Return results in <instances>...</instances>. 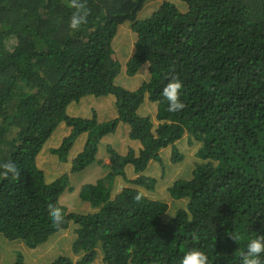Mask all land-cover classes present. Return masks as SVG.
<instances>
[{
  "label": "trees",
  "instance_id": "1",
  "mask_svg": "<svg viewBox=\"0 0 264 264\" xmlns=\"http://www.w3.org/2000/svg\"><path fill=\"white\" fill-rule=\"evenodd\" d=\"M150 1L155 11L142 17ZM78 2L88 20L72 29V0H0V173L6 163L19 172L0 175V234L14 241L12 264H181L190 250L207 264H243L247 244L264 235V0ZM121 74L144 79L130 91L117 84ZM172 77L182 83L178 111L162 95ZM109 95L117 116L101 120L106 109L94 100ZM155 108L157 125L147 114ZM64 128V138H53ZM118 129L125 145L105 140ZM187 143L200 145L201 162L167 188L183 200L173 210L152 196L150 171L182 160ZM45 147L58 157L51 170L70 171L41 169ZM94 165L103 168L98 177L71 184ZM118 178L127 186L114 194ZM70 227L73 241L56 242L51 262L35 257L33 249Z\"/></svg>",
  "mask_w": 264,
  "mask_h": 264
},
{
  "label": "rangeland",
  "instance_id": "2",
  "mask_svg": "<svg viewBox=\"0 0 264 264\" xmlns=\"http://www.w3.org/2000/svg\"><path fill=\"white\" fill-rule=\"evenodd\" d=\"M146 9H142L141 14L142 17L145 15L146 10H148V12L150 11L153 12L155 11V7H154V3L152 1L148 2L146 4ZM121 37L124 36H128L130 38V48L133 47V42H134V35H132V31L130 29V26H122L121 27ZM133 40V42H132ZM128 58V57H127ZM125 69V68H124ZM142 79H144L143 74L140 75H136L135 77H129L126 78L125 74H121L117 77L116 82L118 85L123 86L124 88H126L127 90L133 91L136 90L137 88H139L142 84ZM96 98V97H94ZM110 98H114L111 95H109L108 97H100L99 99H95L94 101L96 102V108L99 109L104 108L105 107V113L102 110L101 112H99V117L101 120H109L111 118H115L117 116V111L114 105V102L112 101L111 103L109 102ZM153 108V107H152ZM83 111L85 112L84 115H88L89 113H87L89 111V109L87 108H83ZM156 111L157 109L155 108L153 111L152 110H148L147 114H152L153 115V121L155 122V124L157 125L158 122L156 121ZM140 114L142 116H146L147 114L144 112V109H142L140 111ZM109 116V117H107ZM126 126V125H124ZM70 132L69 129H63L61 132H59V134H56L53 138L57 137L58 139L64 138L65 135H67ZM122 132L124 133V131H122L121 129H118L117 132L114 135H107L106 137V141L107 142H111L113 141V137L116 136L118 139H122L124 145L126 144V136L122 135ZM125 134V133H124ZM187 135L184 136V142H186V140L188 139V137L186 138ZM87 138V135H81L74 147L73 150H71L72 152H70V159L75 158L76 153H78L81 148L80 144L84 143L85 140ZM127 139H129V137L127 136ZM48 145L50 147H54L55 141H52L50 143H48ZM132 145V144H131ZM189 144L187 143L185 146L180 144V147H182V149L185 151L184 153V157H182V160L178 161L175 164H169L166 167L165 172L161 173V168L158 166V164H154V170L150 171V175L156 177L158 179V183L156 185V190L151 193L153 197L158 198V199H163L164 201H167L173 210L176 209H180L182 207V200H177L174 201L172 200L168 195H167V188L171 187L175 181H177L178 179H189L192 177V173L195 169V166L197 163L201 162L196 154L198 151V147H200L199 144L194 145L192 147L188 146ZM76 149V150H75ZM74 151V152H73ZM167 154H170V150H167ZM75 155V156H74ZM57 155H50V153L48 152L47 148L45 147V149L43 150V152L39 155L38 157V164L40 166L41 169H44L48 174H52V173H56L58 172H63V171H70V166H66V168H64V166L61 167V165L57 166L55 171L50 169V164L53 166V164L51 162L56 161L57 160ZM104 164H110V159L109 158H104ZM98 168L103 169L102 166L100 165H94L91 169H89L88 171H84L78 175H76L72 180H71V184L74 185L75 187H79L82 183H80L81 180L86 179L91 181V178H96L99 176V172H98ZM163 175V176H162ZM127 185L124 183V181H122L120 178H118L116 180V190L114 191V194H117L119 191H121L124 187H126ZM132 186V185H130ZM76 208H79V205L75 206ZM175 208V209H174ZM169 215H174L175 213L171 211V208H169ZM74 228L70 227L67 231H63L62 233H60V235H55L53 237H51V239L47 242V243H43L41 245H39V247L37 249H33V252H35V257L37 256L38 259L39 258H43L45 259V261L47 262H51V260L58 255L59 250L57 249L58 246L55 247L56 242L59 243V241L61 240V244L64 245L65 247L68 245V240L73 241L74 239ZM58 236L56 238V241L53 245H51V247L53 248H49V246H44L45 244H48L52 241H54L55 237ZM0 237L2 238L1 240L3 241V243L0 242V246L3 247L4 253L6 254L5 257V262L3 259L2 253H0V259L2 260V262H0V264H12L13 260H14V253H12V250L9 246V243H12L14 241L8 240L6 239V237L3 234H0ZM0 240V241H1ZM59 245V244H58ZM21 246V247H19ZM14 251L16 250H21L24 249L26 246L25 244L20 243L18 246L13 244L12 246ZM69 248H70V244H69ZM61 250V249H60ZM79 257H75V260L78 259ZM44 261V262H45ZM96 264H103L102 262H97Z\"/></svg>",
  "mask_w": 264,
  "mask_h": 264
},
{
  "label": "clouds",
  "instance_id": "3",
  "mask_svg": "<svg viewBox=\"0 0 264 264\" xmlns=\"http://www.w3.org/2000/svg\"><path fill=\"white\" fill-rule=\"evenodd\" d=\"M72 7L75 11L71 15L70 27L72 29H79L82 24H85L88 20V11L84 5L78 0H72ZM145 9V6L144 8ZM152 14L150 11L147 16ZM182 89V83L178 77H172L169 82L163 88L162 95L168 102V108L170 111H178L185 107L184 103L180 100V91ZM116 118V117H115ZM5 171L0 173L4 178H7L9 173L13 176H18L19 172L13 163H6L3 165ZM142 194H138L135 199L140 200ZM183 201V200H182ZM53 222L59 225L63 221V215L61 209L53 208L51 212ZM234 239L239 238V233L233 236ZM264 255V235L257 236L251 239L247 244V253L243 257V264H264L261 256ZM208 257L197 250H190L185 254L181 260V264H207Z\"/></svg>",
  "mask_w": 264,
  "mask_h": 264
}]
</instances>
